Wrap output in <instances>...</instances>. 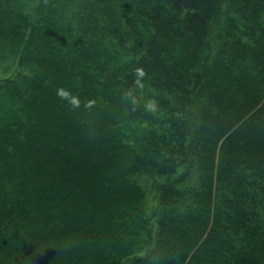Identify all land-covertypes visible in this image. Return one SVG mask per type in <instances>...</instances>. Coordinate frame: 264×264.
<instances>
[{"label":"trees","instance_id":"trees-1","mask_svg":"<svg viewBox=\"0 0 264 264\" xmlns=\"http://www.w3.org/2000/svg\"><path fill=\"white\" fill-rule=\"evenodd\" d=\"M0 264H264V0H0Z\"/></svg>","mask_w":264,"mask_h":264},{"label":"rangeland","instance_id":"rangeland-1","mask_svg":"<svg viewBox=\"0 0 264 264\" xmlns=\"http://www.w3.org/2000/svg\"><path fill=\"white\" fill-rule=\"evenodd\" d=\"M115 114V121L122 132V134L125 136V139H123L125 142H129V144L133 145L136 144V141L138 142V146L141 147L142 145L145 146L148 143H144L141 140V135L144 134L143 130L149 128V124L138 121L136 123L130 122L125 118V115L123 112H121L119 109L116 111ZM148 127V128H147ZM133 132V134H131ZM137 145V144H136ZM134 146V145H133ZM137 147V146H136Z\"/></svg>","mask_w":264,"mask_h":264},{"label":"clouds","instance_id":"clouds-1","mask_svg":"<svg viewBox=\"0 0 264 264\" xmlns=\"http://www.w3.org/2000/svg\"><path fill=\"white\" fill-rule=\"evenodd\" d=\"M146 75H147V73L145 72V70L142 67H138L135 69V76H136L135 84L141 89L144 87V84L142 83V81ZM58 95H60L61 97H65L68 95V93L65 92L64 90H60V91H58ZM147 109L150 112H153V113L156 112V110H157L156 101L155 100L149 101V103L147 104Z\"/></svg>","mask_w":264,"mask_h":264}]
</instances>
